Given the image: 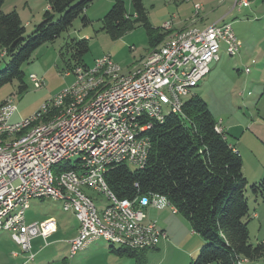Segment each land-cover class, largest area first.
I'll list each match as a JSON object with an SVG mask.
<instances>
[{
  "label": "built area",
  "instance_id": "obj_1",
  "mask_svg": "<svg viewBox=\"0 0 264 264\" xmlns=\"http://www.w3.org/2000/svg\"><path fill=\"white\" fill-rule=\"evenodd\" d=\"M248 5L249 0H239V7ZM162 30L167 34L162 42L128 72L104 56L92 66L66 72L71 85L28 118L12 121V99L0 105V235L8 234L28 253L27 261L35 257L31 241L41 238L46 246L56 232L53 218L27 224L25 213L35 200L61 202L63 211L77 220V235L68 242L71 257L99 239L139 251L154 249L167 238L146 211L168 208L177 214L176 208L154 194L119 200L105 175L122 164L142 169L152 126L181 114L210 65L222 52L237 56L241 42L231 25L222 22L181 31L166 23ZM28 79L35 89L44 85L34 74ZM214 129L225 133L221 120ZM237 264L257 263L240 259Z\"/></svg>",
  "mask_w": 264,
  "mask_h": 264
},
{
  "label": "rangeland",
  "instance_id": "obj_2",
  "mask_svg": "<svg viewBox=\"0 0 264 264\" xmlns=\"http://www.w3.org/2000/svg\"><path fill=\"white\" fill-rule=\"evenodd\" d=\"M108 1L113 0L93 2L89 12L91 23L83 26L80 19H76L54 42L36 49L30 60L21 67L27 87L25 92L18 93L17 81L0 88V104L7 99H12L16 104L12 121L32 116L50 96L71 85L72 76L66 77L64 74L71 72L68 66L74 64L71 59L73 52L69 49L72 40L87 39L88 51L81 58L86 66H92L95 60L104 56H110L122 72H128L146 56L149 51L148 31L141 24L134 25L116 40L101 30V20L111 7L104 8ZM142 3L150 30L158 34L164 33L162 26L166 23L171 25L172 30L193 26L201 28L215 22L231 25L241 42L238 55L230 58L222 52L219 61L210 65V72L193 93L207 104L217 122L222 121L224 129L229 127L227 142L238 148L242 146L240 148H243L245 154L242 157L244 171L251 173L256 169L255 164L264 161V153L257 154L250 140V136L260 138L261 133H264V0H249L247 8L239 7V0H142ZM124 4L127 13L132 14L130 1L124 0ZM196 6H199L198 10ZM46 9L47 0H5L2 5L3 13L15 11L18 14L25 28V37L33 33L42 21ZM7 62L8 57L0 49V72ZM30 74L41 77L44 85L35 89L28 79ZM241 132L243 134L239 135ZM245 195L250 217L249 239L255 245L259 233V237H263L264 228H260L259 221L253 215L259 210L264 216V201L252 195L249 184ZM91 196L103 203L101 196ZM146 214L158 228L163 226L164 221L167 223L169 239L166 243H158V249L149 251L144 264H189L195 259L197 243L201 239L191 231L183 217L168 208L164 211L148 209ZM25 217L27 224L40 223L48 218L56 221V232L46 240L48 245L45 246L41 238L31 241V252L39 253L33 262L27 264H136L132 258L117 257L110 253V244L102 239L94 241L71 257L67 243L76 237L77 234L72 238L78 222L71 212L63 211L61 202L32 201ZM114 247L119 248L116 245ZM16 254L23 261L28 256L11 241L8 234H1L0 264H13L12 256ZM256 263L264 264V260Z\"/></svg>",
  "mask_w": 264,
  "mask_h": 264
},
{
  "label": "trees",
  "instance_id": "obj_3",
  "mask_svg": "<svg viewBox=\"0 0 264 264\" xmlns=\"http://www.w3.org/2000/svg\"><path fill=\"white\" fill-rule=\"evenodd\" d=\"M94 1L47 0L42 21L25 37L18 14L3 13L5 0H0V49L8 57L0 72V88L17 81L18 93L25 92L21 67L36 49L54 42L76 19L83 26L91 23L84 12ZM129 1L132 14L127 13L124 0H113L101 20V30L116 40L134 25L141 24L148 31L151 50L167 34L150 30L142 0ZM69 49L74 64L68 68L86 67L81 58L88 51L87 39L72 40ZM216 123L201 98L196 95L188 98L181 114L169 115L161 124L152 126L151 149L145 166L133 169L117 165L107 172L105 182L119 200H134L149 194L165 197L204 242L189 264H237L240 259L259 262L264 260V241L250 243L245 195L248 182L242 172V159L233 151L235 147L228 144L226 133H216ZM249 190L264 201V182L249 185ZM154 250L109 246L110 253L132 258L136 264H144L146 254Z\"/></svg>",
  "mask_w": 264,
  "mask_h": 264
},
{
  "label": "crops",
  "instance_id": "obj_4",
  "mask_svg": "<svg viewBox=\"0 0 264 264\" xmlns=\"http://www.w3.org/2000/svg\"><path fill=\"white\" fill-rule=\"evenodd\" d=\"M186 1H188V2H190L191 0H186ZM111 2V3H110ZM112 2L113 1H108V2H106L107 4H105L104 5V8H109L110 7V5H112ZM93 4V3H92ZM90 5V7H88L86 10H85V12H84V15L86 16V18L89 20V21H91V18H92V16H91V13H89L90 12V9H92V7H93V5ZM245 8H247V7H245ZM106 9V10H107ZM216 23V22H215ZM206 26H208V25H206ZM193 27H195V26H193ZM203 27H205V26H202L201 28H203ZM188 27H183V28H180V29H178V30H173V31H181V30H184V29H187ZM197 28H199V27H197ZM143 58V57H142ZM141 58V59H142ZM140 59V60H141ZM139 60V61H140ZM138 61V62H139ZM137 62V63H138ZM136 63V64H137ZM135 64V65H136ZM67 77H70V76H67ZM252 125H253V123H252ZM251 125V126H252ZM260 125V124H259ZM251 126H250V131H251ZM229 127H227V128H225L224 129V131H225V133H226V135L228 134V131H227V129H228ZM264 132V131H263ZM251 133V132H250ZM243 134V132H241L239 135H242ZM258 136H260V135H258ZM261 138V139H260ZM256 137V136H250V140H251V143H252V147L254 148V150L257 152V154L258 153H260V154H262V153H264V133H261V137ZM242 140V139H241ZM241 144V143H240ZM231 145H233L234 147H235V149L238 151V150H240V149H242V150H240V151H238V153H239V155H240V157H241V159H242V157L244 158L245 157V154H244V152H243V148H240V147H242L241 145L239 146V148L238 147H236V145L235 144H231ZM242 151V152H241ZM256 165V169H254V170H252L251 171V173H246L245 171H244V161L242 162V172H243V175H244V177L246 178V180H247V182H248V184L249 185H252V184H257V183H260V182H264V161L262 162V161H259L257 164H255ZM165 210V209H164ZM164 210H158V211H164ZM254 218H256L258 221H259V224H260V228H264V216L259 212V210H256V212L254 213ZM261 219V220H260ZM165 220H167V218L165 219ZM166 224V225H165ZM77 229H78V225L75 227V229H74V231H73V236H72V238L77 234ZM162 231H164L165 233H166V236H167V238L165 239V240H161L159 243H166L167 241H168V239H169V237H168V225H167V223H165V221H164V224H163V226L160 228ZM260 236V233H259V235H258V238L256 239L257 241V243L258 242H262V241H264V235H263V237L261 236V237H259ZM12 241V240H11ZM202 240H200V242H198L197 243V245H198V247H196L198 250H199V248L203 245V241L201 242ZM68 244V243H67ZM16 245V244H15ZM47 245H48V243H47ZM159 245H157V247L155 248V249H158L159 247H158ZM200 246V247H199ZM194 252V251H193ZM198 252V251H197ZM39 253V251H37V252H33V254H35V257H34V260H35V258H36V256H37V254ZM12 258H13V264H27L28 262H33V261H27V258L23 261L22 259H20L19 258V255H13L12 256ZM192 259V258H191ZM15 262V263H14Z\"/></svg>",
  "mask_w": 264,
  "mask_h": 264
}]
</instances>
